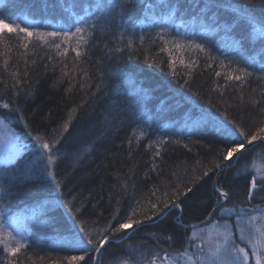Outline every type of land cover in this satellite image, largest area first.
<instances>
[{"label": "trees", "instance_id": "trees-1", "mask_svg": "<svg viewBox=\"0 0 264 264\" xmlns=\"http://www.w3.org/2000/svg\"><path fill=\"white\" fill-rule=\"evenodd\" d=\"M97 2L105 5L103 10L92 7L85 13L80 6ZM221 2L232 7L243 4L255 15L264 16V0ZM170 3L0 0V16L30 30H68L67 21L75 22L79 16L96 24L87 43L80 45L79 64L70 50L61 58L50 42L33 38L25 49V42L15 35L0 37V97L12 100L24 120L8 110H0V118L8 117L4 122L28 145L16 166L5 169L7 178L0 180L2 201L18 210L34 206L44 196L55 200L52 208L43 210L48 230L43 229L64 238L56 242L26 229L28 247L19 254L18 264H52L77 254L65 245L73 215L87 221L95 234L122 222L133 210L143 219L149 201L168 199L164 193L171 195L177 185L184 191L185 186L194 190L180 209L170 206L154 222L126 230L122 238H114L99 254L93 253L89 264H118L129 259L137 264L150 260V253L162 255L161 248L172 252L183 248L189 225L205 221L217 207L218 188L230 191L231 199L221 202L223 207L244 206L247 177L254 174L246 167L253 156H264V142L256 141L226 161L228 168L215 169L223 145L213 124L223 119V113L249 132L264 124V98L259 95L264 89V80L259 79L264 76V41H252L243 21L231 28L218 24V18L231 21L234 13L204 7L208 0H180L178 9L170 8ZM192 41L203 44L207 51L187 47ZM76 46L73 39L70 47ZM65 47L69 46L62 44L60 51ZM239 67L253 75L243 83L227 80L226 75ZM14 73H19L23 83ZM14 83L18 88L12 87ZM16 91L18 97L13 94ZM254 99L259 101L255 106ZM28 132L50 143L59 140L57 160L51 166L62 185L59 191L46 187L44 164ZM30 161L32 172L24 175L23 166ZM69 202L71 214L65 207ZM263 202L264 192L255 193L251 203ZM0 264H5L3 252Z\"/></svg>", "mask_w": 264, "mask_h": 264}, {"label": "snow or ice", "instance_id": "snow-or-ice-1", "mask_svg": "<svg viewBox=\"0 0 264 264\" xmlns=\"http://www.w3.org/2000/svg\"><path fill=\"white\" fill-rule=\"evenodd\" d=\"M76 2L78 0H74V3ZM179 5L180 0H171L168 6L178 9ZM80 6L85 13H89L92 7H95L98 11L103 10L105 7V5L99 2L94 5L88 4L87 7H84L83 4ZM204 7H217L230 10L234 13L233 19L231 21H220L218 18V24L223 23L226 27L231 28L243 21L250 28L252 41H264V16L255 15L245 5L239 4L236 7H232L231 5L226 6L221 0H208V3ZM65 11L68 10L65 9ZM71 15L75 14L70 13ZM96 19L99 20V17ZM67 23L69 24L68 30L61 28L58 31L41 32L30 30L27 26H21L19 23L9 21L8 17L0 16V37L15 35L25 42L22 45L25 49L28 48V43L33 38L45 43L50 42V46L59 52L61 58L67 57L70 50L75 54L76 63L79 64L82 56L80 45L87 43V37L89 33L94 31L96 24H89L87 16H79L75 22L69 19ZM160 36L163 39V35L160 34ZM73 39L76 41V47H70ZM56 41L61 42L57 43ZM62 44L69 47H65L63 51H60ZM129 46H131V42H129ZM177 47H180V45H177ZM187 47L200 52L207 51L203 44L196 43L195 41L190 42ZM117 51L121 50L117 49ZM261 51H264V46H262ZM51 59L49 57L50 61ZM248 59L254 60L255 58L249 57ZM220 65L223 67V62H220ZM4 67L5 69L8 67L7 60L4 61ZM84 74L87 75L86 71ZM13 75L19 81V73H14ZM216 75L220 76L221 73L216 72ZM252 75L246 67H239L235 72L228 73L226 79L243 83L247 77ZM259 79L264 80V76H260ZM19 83L23 82L19 81ZM12 87L14 89L18 88V83H14ZM96 87L98 90L99 85H96ZM13 94L18 97L20 92L16 91ZM259 95L261 98H264V89L261 90ZM258 102L255 99L251 101L254 106ZM0 110L18 113V119L20 121L24 120L23 113L19 108L14 107L12 100L5 101L0 97ZM222 115L223 119H217L213 124L215 131L220 134L223 145L218 150L220 162L214 166L215 169L220 170L228 168L230 165L225 162L237 154H242L246 145H251L256 141L264 142V124L249 132L242 125L237 124L235 120L229 119L227 113H223ZM6 119L8 117L0 119V124H3ZM24 128H28L26 123ZM64 128L65 130L67 129V124L64 125ZM28 135L33 141V148L38 150V158L43 161V173L48 178L46 187L59 191L62 185L56 179V174L51 168L57 160L56 152L59 151L57 148L59 140L50 143L40 135L32 136L31 132H28ZM27 151L28 145L21 143L18 160L16 162L9 160L4 164H0V180L7 178L8 173L5 169L15 167L16 163H18L19 159L23 158V155ZM156 155L158 156L159 152ZM32 169L33 163L31 161L26 163L23 166L24 175H30ZM203 175L208 176V172H204ZM185 187L186 191L182 190L178 185L174 186V191L171 195L164 193L165 196H168L166 200L149 201V208L147 212L143 213V219L137 218V213L133 210L132 215L124 218L122 222L118 221L114 224H109L101 232L95 234L94 230H90L87 227V221L78 219L73 215V226L66 228L70 235L65 239V245L69 251H75L77 254L66 255L61 259L52 261V264H89L93 253L99 254L114 238H122L121 234L126 235V230L138 229L145 221L154 222L162 214H166V210L170 206L172 209H180L181 205L188 199L189 194H194L193 188ZM216 192L219 197L216 203L221 206L214 208L209 215L212 216L219 212L220 220L213 221L212 219H208L202 221L199 228L193 227L186 247L178 249L174 253L168 249L161 248L160 252L162 255L150 253L151 259L148 261V264H264V207L251 203L255 199V193L264 192V170H257L254 174H250L247 177V199L244 202V206L223 207L221 202H228L231 199L230 191L224 190L221 187L216 189ZM65 207L69 214L73 212L70 202ZM75 211L79 212L80 209L76 208ZM149 212L151 213L150 215L148 214ZM113 220H115V217H113ZM208 225H211L212 228L207 233L208 240L205 241L204 229ZM197 230L200 232L199 236H197ZM167 239L171 240L172 237L169 236ZM27 247L26 236L14 226L11 217L5 221L2 215H0V252L5 254V264H18L19 254ZM124 264H131V260H125Z\"/></svg>", "mask_w": 264, "mask_h": 264}, {"label": "rangeland", "instance_id": "rangeland-1", "mask_svg": "<svg viewBox=\"0 0 264 264\" xmlns=\"http://www.w3.org/2000/svg\"><path fill=\"white\" fill-rule=\"evenodd\" d=\"M21 143L23 142H20L16 132L6 122L0 124V162L1 163H5L8 162L9 160H13L19 154ZM246 168L251 169L253 173H255L257 170H264V156L260 154L253 156L248 162ZM53 205H55V200H51V198L49 199V197L44 196L36 204H34V206H26L22 209L16 210L12 208L7 201H2L1 192H0V215H2L3 220L7 221L9 217H11L14 226L19 231L24 233L26 229L28 231L35 230L41 235H46V237H49L50 239H53L56 242H59L62 241L64 238H62V236L60 235L47 233L48 231L46 232V230H48L47 229L48 225L46 223L47 218L45 217V214H43V210L45 211L46 209L52 208ZM260 205L261 207H264V202L261 203ZM209 219H212L213 221L220 220L219 212L214 214L212 217H209ZM200 226H197V228H199ZM43 228H46V230ZM211 228L212 226L208 225L207 228L204 229L205 241L208 240L207 233L211 231ZM192 231L193 228L190 229L188 237L192 234ZM199 235L200 232L197 230V236ZM187 242L184 247L187 246ZM174 252L175 251H173V253ZM148 261L137 264H148ZM118 264H124V261Z\"/></svg>", "mask_w": 264, "mask_h": 264}, {"label": "water", "instance_id": "water-1", "mask_svg": "<svg viewBox=\"0 0 264 264\" xmlns=\"http://www.w3.org/2000/svg\"><path fill=\"white\" fill-rule=\"evenodd\" d=\"M253 143H255V142H253ZM222 202H223V201H222ZM218 207H219V205H217V207H216V208H218ZM209 217H210V216H208V218H207V219H209ZM207 219H206V220H207ZM206 220H205V221H206ZM200 225H201V223H199V224H195V225H189V227L193 228L194 226H196V227H197V226H200Z\"/></svg>", "mask_w": 264, "mask_h": 264}, {"label": "bare ground", "instance_id": "bare-ground-1", "mask_svg": "<svg viewBox=\"0 0 264 264\" xmlns=\"http://www.w3.org/2000/svg\"><path fill=\"white\" fill-rule=\"evenodd\" d=\"M250 145H246V147L245 148H247V147H249Z\"/></svg>", "mask_w": 264, "mask_h": 264}]
</instances>
